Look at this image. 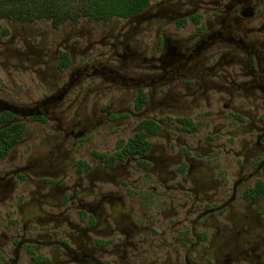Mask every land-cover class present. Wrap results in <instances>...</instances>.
Segmentation results:
<instances>
[{"label":"flooded vegetation","instance_id":"obj_1","mask_svg":"<svg viewBox=\"0 0 264 264\" xmlns=\"http://www.w3.org/2000/svg\"><path fill=\"white\" fill-rule=\"evenodd\" d=\"M0 264H264V0L0 19Z\"/></svg>","mask_w":264,"mask_h":264},{"label":"trees","instance_id":"obj_2","mask_svg":"<svg viewBox=\"0 0 264 264\" xmlns=\"http://www.w3.org/2000/svg\"><path fill=\"white\" fill-rule=\"evenodd\" d=\"M147 4L148 0H0V19L33 21L45 18L57 23L83 18L99 21L114 16H135ZM19 132L15 134L19 136Z\"/></svg>","mask_w":264,"mask_h":264},{"label":"rangeland","instance_id":"obj_3","mask_svg":"<svg viewBox=\"0 0 264 264\" xmlns=\"http://www.w3.org/2000/svg\"><path fill=\"white\" fill-rule=\"evenodd\" d=\"M152 1H156V0H152Z\"/></svg>","mask_w":264,"mask_h":264}]
</instances>
